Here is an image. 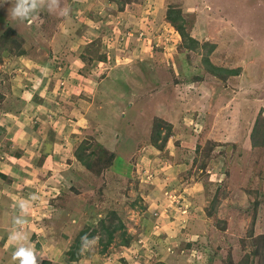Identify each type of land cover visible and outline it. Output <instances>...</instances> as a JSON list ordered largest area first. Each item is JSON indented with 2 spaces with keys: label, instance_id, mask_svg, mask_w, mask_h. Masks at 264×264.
I'll return each mask as SVG.
<instances>
[{
  "label": "rangeland",
  "instance_id": "rangeland-1",
  "mask_svg": "<svg viewBox=\"0 0 264 264\" xmlns=\"http://www.w3.org/2000/svg\"><path fill=\"white\" fill-rule=\"evenodd\" d=\"M16 3L0 0V264L11 233L37 264H264L251 136L264 130V0H36L24 22ZM171 4L235 75L180 47ZM101 224L129 244L118 229L105 247Z\"/></svg>",
  "mask_w": 264,
  "mask_h": 264
},
{
  "label": "trees",
  "instance_id": "trees-1",
  "mask_svg": "<svg viewBox=\"0 0 264 264\" xmlns=\"http://www.w3.org/2000/svg\"><path fill=\"white\" fill-rule=\"evenodd\" d=\"M35 11H33L32 13H35ZM183 12L181 10V8L179 6L176 5H169L165 11V21L177 32V34L180 37V47L184 50L187 51H194L197 50L199 47H203L205 49H207V56H204L203 62L204 65L206 66V69L208 70V72H210L212 75L214 76H218L221 79L225 80L226 76L228 75H235L237 73V71L235 70H229L226 68H220V67H216L214 65H212L209 61H208V55L211 53L212 49L214 48L212 45H209L208 43H203L200 44L198 40H196L194 37H192L188 31V28L186 27V20L183 16ZM33 15V14H32ZM24 51L23 50H19L18 52V56H23L24 55ZM257 123H255V126L253 127L252 130V139L255 140L254 141V145L257 146H262L264 147V130L261 129V127L256 125ZM162 129L160 128L159 124L156 125V130L153 131L152 133V141L154 142V145L157 146V149H163L165 147V144L169 138V134L171 133V125L166 123L165 124V130L164 131V137L162 138V141H160V135L162 133ZM4 178H6V176H3ZM118 229H122L121 230V234L122 236L121 238V245L127 246L129 244V237H125L127 236L126 233L123 231V225L120 224L119 226L116 225V227H108L105 226L104 224H101V232L103 237H105L106 239V244L105 247L107 245H109L112 240H113V235L116 231H118ZM96 230H91L89 233L86 234L85 231H83L76 239L77 245L72 247L71 251L66 252V255L69 259V261L73 262L75 260L79 259V255L77 254L79 252V249L81 247V245H83L84 243H87L88 241L92 240L93 238H95L96 236ZM102 240V239H101ZM47 264H49V262H47Z\"/></svg>",
  "mask_w": 264,
  "mask_h": 264
},
{
  "label": "clouds",
  "instance_id": "clouds-1",
  "mask_svg": "<svg viewBox=\"0 0 264 264\" xmlns=\"http://www.w3.org/2000/svg\"><path fill=\"white\" fill-rule=\"evenodd\" d=\"M36 9V0H17L12 15L20 19L21 22L30 20L31 14ZM26 239L21 233H11L8 236L6 247L8 245L16 246L12 253L11 260L13 264H37V253L32 246H25L22 241ZM44 257L41 256V259Z\"/></svg>",
  "mask_w": 264,
  "mask_h": 264
},
{
  "label": "crops",
  "instance_id": "crops-1",
  "mask_svg": "<svg viewBox=\"0 0 264 264\" xmlns=\"http://www.w3.org/2000/svg\"><path fill=\"white\" fill-rule=\"evenodd\" d=\"M0 233H1V231H0Z\"/></svg>",
  "mask_w": 264,
  "mask_h": 264
}]
</instances>
